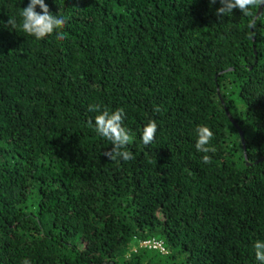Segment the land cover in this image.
I'll use <instances>...</instances> for the list:
<instances>
[{
  "label": "trees",
  "instance_id": "1",
  "mask_svg": "<svg viewBox=\"0 0 264 264\" xmlns=\"http://www.w3.org/2000/svg\"><path fill=\"white\" fill-rule=\"evenodd\" d=\"M45 2L66 23L37 40L20 26L28 0H0V264H258L264 6L219 18V0ZM118 108L127 161L90 123ZM199 125L214 132L208 164Z\"/></svg>",
  "mask_w": 264,
  "mask_h": 264
},
{
  "label": "clouds",
  "instance_id": "2",
  "mask_svg": "<svg viewBox=\"0 0 264 264\" xmlns=\"http://www.w3.org/2000/svg\"><path fill=\"white\" fill-rule=\"evenodd\" d=\"M209 2L210 4H215L217 0H209ZM219 4L221 6L216 9V15L219 18H223L233 14L234 9H238L241 13L248 15L251 9L257 6H264V0H219ZM19 15L22 30L37 40L49 36L54 31L59 35L58 30L66 23V18L63 15L53 14L49 11L45 0H28L27 6L22 8ZM10 23L15 22L11 21ZM249 27H256L255 18L252 19ZM98 107L90 106L89 110L97 111ZM124 117L123 108H118L114 111L103 109L99 110V114L95 115L93 121H90V123H94L96 133L112 145L109 151L104 152V155L109 160L127 161L132 158V153L127 150V147L133 142V137L128 129L123 126ZM156 131L157 124L155 120H150L144 125L140 134L141 142L145 146L150 145ZM194 134L196 151L205 154L202 156L203 163H210V156L207 154L215 152V148L211 144L214 132L206 125H199L194 129ZM253 250L255 261L258 264H264V240H256L253 244ZM23 264H30V262L25 260Z\"/></svg>",
  "mask_w": 264,
  "mask_h": 264
},
{
  "label": "built area",
  "instance_id": "3",
  "mask_svg": "<svg viewBox=\"0 0 264 264\" xmlns=\"http://www.w3.org/2000/svg\"><path fill=\"white\" fill-rule=\"evenodd\" d=\"M142 249H148L152 251H158L161 253H166V248L161 241L157 240H148L140 244L139 246Z\"/></svg>",
  "mask_w": 264,
  "mask_h": 264
},
{
  "label": "water",
  "instance_id": "4",
  "mask_svg": "<svg viewBox=\"0 0 264 264\" xmlns=\"http://www.w3.org/2000/svg\"><path fill=\"white\" fill-rule=\"evenodd\" d=\"M228 116H230V115L228 114ZM230 120L233 121L232 117H230ZM235 126L239 129V127H238V125L236 123H235ZM240 134H241V136L243 138V132L241 130H240Z\"/></svg>",
  "mask_w": 264,
  "mask_h": 264
}]
</instances>
